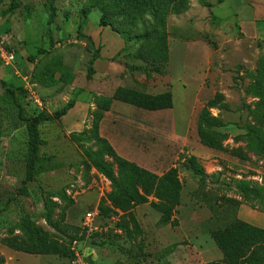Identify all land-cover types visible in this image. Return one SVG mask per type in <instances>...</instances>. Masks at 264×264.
Wrapping results in <instances>:
<instances>
[{"label": "rangeland", "instance_id": "rangeland-1", "mask_svg": "<svg viewBox=\"0 0 264 264\" xmlns=\"http://www.w3.org/2000/svg\"><path fill=\"white\" fill-rule=\"evenodd\" d=\"M221 3L188 0L164 23L143 24L110 0H0V40L18 55L12 67L0 60V264H71L74 242L96 264L222 263L214 235L238 215L264 217V156L251 133L264 136V42L220 21ZM15 99L28 117L47 118L40 156L53 161L34 183H25ZM70 105L77 111L59 116ZM203 110L217 124L210 145L198 129ZM98 137L116 138V154L142 170L105 156L112 183L94 165ZM241 181L261 197L243 194ZM125 196L127 212L112 205ZM97 206L100 231L86 236L83 216ZM26 215L43 254L23 249Z\"/></svg>", "mask_w": 264, "mask_h": 264}, {"label": "trees", "instance_id": "trees-1", "mask_svg": "<svg viewBox=\"0 0 264 264\" xmlns=\"http://www.w3.org/2000/svg\"><path fill=\"white\" fill-rule=\"evenodd\" d=\"M112 4L120 9L121 12L127 13L128 16L132 14L141 18L143 24H147L146 16L151 17L156 24L164 23L166 18L172 14H180L188 8V0H110ZM222 3L227 0H220ZM129 20V19H128ZM127 20V24L130 22ZM104 26H112V22L104 18ZM131 23V22H130ZM129 25H133L132 23ZM130 31V30H129ZM124 36L130 35L129 32L123 31L120 33ZM119 34V35H120ZM121 36V35H120ZM7 48V47H6ZM8 49V48H7ZM158 50L153 56L157 61L161 55V48L154 46ZM166 51V49H165ZM264 72V67L262 68ZM218 99L211 103V106L217 104ZM15 108L17 112V121L26 127L27 132V154H26V178L25 183H34L39 170L43 165L51 166L52 157L40 156V147L42 146V138L40 133L41 126L47 121L42 115H33L28 117L25 114L24 108L15 99ZM75 105H70L59 116H65L69 110L73 109ZM207 110H203L198 122V129L203 143L210 145L211 138H209L208 129L214 128L217 124L216 121L209 117ZM264 129V121L261 122V129ZM256 151L264 156V136L261 137L260 129L254 128L251 130ZM99 152L93 155L94 165L98 170L104 173L112 183L116 182L113 172L110 170L109 165L104 161V157L113 158L119 167H127L128 169L139 172L142 169L135 163H129L119 157L112 145L107 139L98 137ZM243 194L253 195L255 198H260L261 193L257 187H253L248 181H241L239 183ZM132 198L125 196L121 198L113 197L112 205L123 212H127ZM49 209L52 210L57 205L54 202H49ZM1 206V205H0ZM1 209V208H0ZM20 230L23 233V238L26 240L24 250L35 255L43 254L48 250V246L43 243L41 232L37 229L31 218L26 215L21 220ZM214 239L224 254V264H264V229L254 227L246 222L236 219L224 229L218 231L214 235ZM77 240V239H75ZM74 240V241H75ZM73 241V242H74ZM71 252V259H72ZM210 264H223V263H210Z\"/></svg>", "mask_w": 264, "mask_h": 264}, {"label": "crops", "instance_id": "crops-1", "mask_svg": "<svg viewBox=\"0 0 264 264\" xmlns=\"http://www.w3.org/2000/svg\"><path fill=\"white\" fill-rule=\"evenodd\" d=\"M220 10L223 11L220 21L223 20L224 23H232L237 26L246 39L264 42V0H227L221 3ZM77 106H74L70 113L77 111ZM113 115V112L110 111L106 113L105 117L109 118ZM108 140L111 144L116 138L108 137ZM117 141L116 143L120 144L119 139ZM238 219L243 221L241 215H238ZM250 223L254 227L264 229V217L260 221H251ZM177 264H190V260L187 257L185 261H178Z\"/></svg>", "mask_w": 264, "mask_h": 264}, {"label": "built area", "instance_id": "built-area-1", "mask_svg": "<svg viewBox=\"0 0 264 264\" xmlns=\"http://www.w3.org/2000/svg\"><path fill=\"white\" fill-rule=\"evenodd\" d=\"M1 39V38H0ZM18 55L16 52L9 51L4 42L0 40V60L5 67L15 66L17 63ZM36 104L41 107L40 101L35 99ZM100 218L99 206L88 209L84 216L83 229L86 231V236H91L100 231V225L96 223V220ZM87 248V249H85ZM85 249V250H84ZM72 259L71 264H96L97 257L94 255V250L88 248L87 243H83L82 247L78 242H74L72 246Z\"/></svg>", "mask_w": 264, "mask_h": 264}]
</instances>
